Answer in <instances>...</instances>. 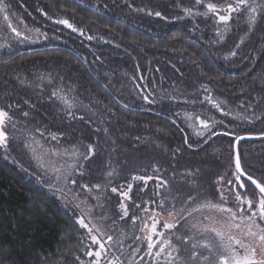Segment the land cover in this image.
Instances as JSON below:
<instances>
[{"label": "trees", "instance_id": "1", "mask_svg": "<svg viewBox=\"0 0 264 264\" xmlns=\"http://www.w3.org/2000/svg\"><path fill=\"white\" fill-rule=\"evenodd\" d=\"M5 1L56 38L0 50V107L11 117L0 148V264H80L89 249L24 148L31 130L83 152L70 182L83 195L111 181L133 185L134 195L146 188V199L167 188L197 202L219 199L221 186L259 192L235 180L234 144L264 134V11L251 22L245 9L227 11L233 0ZM192 112L213 121L203 136L185 119ZM239 154L244 172L264 183V140L241 142ZM142 176L152 179H135ZM207 251L204 264H214Z\"/></svg>", "mask_w": 264, "mask_h": 264}, {"label": "rangeland", "instance_id": "2", "mask_svg": "<svg viewBox=\"0 0 264 264\" xmlns=\"http://www.w3.org/2000/svg\"><path fill=\"white\" fill-rule=\"evenodd\" d=\"M233 2L236 5V0H233ZM0 4L4 6V10L0 11V50L23 46L42 38H48L49 41L56 38L54 35H50V33L46 34L42 30L31 28V26L24 22L23 17L17 14L5 0H0ZM251 7H255L256 11L252 12ZM242 9L248 11L247 14L251 22H256L258 19L256 16L264 11V0H247V4L244 6L241 5L237 9V12H241ZM5 13L8 16L7 21L4 19ZM253 17L254 19H252ZM9 23L12 27L16 28V32H13L12 28L8 26ZM227 25H230V23ZM228 27L223 29V37L227 35L226 31L230 30ZM17 33L20 34L17 35ZM60 98L65 101V105H69V102H71L67 96L60 95ZM231 112L235 114L236 119L243 120L246 118V115L239 112V110ZM197 115V112L186 113L185 119L189 122L194 133L197 135L203 133V136L212 128L213 121L206 128L200 123L203 119H197ZM208 119L210 120V118ZM4 127L7 132V120L5 121ZM27 133L28 137L24 141V148L28 151L30 159L36 166L38 172L45 177L49 186L51 185L60 190L56 192L58 197L65 203V206L75 215L78 221L83 217L84 222L88 224V228L92 229V232H89L88 228L82 226L85 238L88 240V251L95 252L99 250V244H95L91 240L92 235H96L100 242L104 243L105 251L100 257V264H109V262L113 261L115 264H168L170 260L172 264H204L206 261L201 259V257L209 253L207 250L210 249L206 250V248L202 247L193 249L192 244L201 243L202 240L207 241L214 246L211 249L212 251L210 250L213 253L216 251L215 246L218 245L219 241L210 229L215 227L229 234L227 227L229 214L221 213L211 208H200L197 211H193V209H197L205 201L210 200L213 203H220V198L217 200L206 199L197 202L194 199H189V195L179 194L176 197L167 188L163 191V194H160V197L151 195L149 196L150 198L146 199V188L142 189L144 191L142 193L143 195H134L132 193L134 191L133 185L131 189L128 188V185L116 187L113 181L100 188H96L95 192L87 190L86 195L77 193L71 188L70 182L72 181L75 167L80 164L83 152L80 149H70L46 143L45 140L38 137L32 130ZM256 135L253 134V136ZM2 147L4 145H0V148ZM245 149L248 151L251 147L247 146ZM227 171H229V168H226ZM230 180L235 181L233 176L230 177ZM222 181L220 180V182ZM113 187L118 188L116 193L111 191ZM221 189L227 195L224 206L233 208L239 216L240 213L236 206L234 195L227 193L226 191L230 190L223 188V186L219 188V191ZM120 192H127L128 196H121ZM240 194L241 196H248L254 200L258 199V193L251 187H248L247 191H244V193L241 192ZM161 201H163L162 206ZM121 203L127 206L128 216H124L123 209L120 207ZM253 207L255 208V204ZM243 208L245 210V216L251 215L246 204L243 205ZM169 212H172L173 215L169 216ZM133 216L137 218L135 222L132 219ZM154 220L159 221L157 229L163 232L164 236H153V240L171 239L173 245L178 249L176 253L175 251L172 252L171 257L167 255V251L162 253L160 257L155 256L156 251L159 250V243L152 249L151 255L149 254L146 237L150 234V226ZM255 220L264 226V221H261L259 217H256ZM177 221L179 223H176ZM236 222L239 223L240 221L237 220ZM164 223H175L176 227L174 229H164ZM145 224L148 225L147 228ZM192 225H196V227L193 228ZM96 229H99V231ZM204 229L208 230L205 231ZM230 234L245 239L246 242H251L252 240L251 237H243L241 231L235 228L230 230ZM108 236H112L113 239L109 241L107 239ZM177 237H180V239H177ZM193 251L197 253L195 258L192 257ZM242 251H240L241 254H243ZM95 259L96 257L94 255H86L81 262L83 264H94ZM214 264H217V261Z\"/></svg>", "mask_w": 264, "mask_h": 264}, {"label": "snow or ice", "instance_id": "3", "mask_svg": "<svg viewBox=\"0 0 264 264\" xmlns=\"http://www.w3.org/2000/svg\"><path fill=\"white\" fill-rule=\"evenodd\" d=\"M197 2L199 3V0H197ZM245 4H247V0H236L235 7L233 6V4L228 3L226 5V8L229 13H232V12H235L241 5H245ZM3 10H4V6L0 4V11H3ZM207 10L210 12L216 13L217 5L214 3H209L207 5ZM251 11L255 12L256 8L251 7ZM185 12L187 14H191V10L189 9H185ZM155 15L159 16L160 13L157 12L155 13ZM229 18L230 17L228 15L219 16V19L221 21H227L229 20ZM4 19L6 21L8 20V16L6 13H5ZM252 19H254V17ZM58 22L67 25L69 28L73 27V25L70 24L67 20H60ZM8 26L12 28L13 32L17 31L16 28L12 27L10 23ZM73 30H76V29H73ZM19 34L20 33H17V35ZM53 95H56V93L54 92ZM216 106L219 107L218 104ZM69 107H71V105H69ZM27 115L28 113H24V116H27ZM69 115H71V113H69ZM10 119L11 117L9 116V113L5 111L3 108H0V145L7 144V132L5 131L4 125H5V121L10 120ZM200 123L204 125V127L206 128L208 127V124L206 121L201 120ZM200 134L202 135L203 133H200ZM52 138L56 139L55 134H53ZM238 139H242V138H238ZM92 151L93 150L91 146H89V153L91 154ZM84 158L87 159V156H85ZM235 167L237 171L235 180L239 182L240 188H244L245 187L244 182L241 181V174H244V173H243V168L241 167V164H240L239 154H237L236 159H235ZM108 175L112 176V173L109 172ZM135 179L149 180V179H152V177L142 176V177H135ZM247 180L250 181L252 185H254L255 188L259 190L258 199L254 200L252 198H249L248 196H241V194L238 191L235 192L233 195H234V200L236 202V206L239 209V213H240L239 216L237 212L233 210V208L224 206V202L227 199V195L223 189L220 190V201H221L220 203H213L212 201L209 200L199 205L197 209H193V211H197L200 208H211L221 213L229 214V223L227 225L229 229V234H226L225 231L221 229H217L215 227L210 229L215 234V236L218 238V241H219L218 245L215 246L216 247L215 255L217 256V264H264V226L257 223L255 220L256 217H259L261 221H264V183H260L259 181L254 180L251 176H247ZM227 183L232 184L233 181L228 180ZM95 187L100 188V185L97 184ZM131 187L132 185H128L129 189H131ZM111 191L113 193H116L118 191V188L113 187ZM120 195L127 197L128 193L120 192ZM189 199H193V198L189 197ZM245 204L247 205L248 211L251 212V215H248V216L244 215L245 210L243 208V205ZM254 204H255V208L253 207ZM162 205H163V201H161V206ZM120 207L121 209H123L124 216H128L127 206L121 203ZM168 215L172 216L173 213L169 212ZM132 219L135 222L137 218L133 216ZM181 219H183V217H181ZM237 220H239L240 222L237 223L236 222ZM79 222L81 226H83L84 228H88V224L84 222L83 217H81ZM158 223H159L158 220L153 221V223L150 226V234L146 237L148 241L147 247L149 250V254L151 255L152 249L156 247L157 243H159V250L156 251L155 256L160 257L162 253H165L167 251V255L171 257L173 251H178V249H176V247L173 245L171 239H162L158 241L153 240V236H156V237L164 236V233L158 231L157 229ZM176 223H179V221H177ZM145 227L147 228L148 225L145 224ZM175 227H176L175 223H164L163 224L164 229H174ZM192 227L195 228L196 225H192ZM233 228L240 230L243 237H251L252 238L251 242H246L245 239L231 235L230 230ZM88 230L89 232H92L91 228H88ZM96 230L99 231V229H96ZM204 230L207 231L208 229H204ZM107 239L111 241L113 237L108 236ZM177 239H180V237H177ZM184 239H187V238H184ZM91 240L93 241V243L99 244V250L95 252L88 251L86 254L88 256L94 255L96 257L94 264H100V257L105 251V245L104 243L100 242V240L98 239L96 235H92ZM236 246H238V248ZM197 247H202V248L211 250L213 249L214 246L208 243L207 241H204L198 244L197 243L192 244L193 249H196ZM238 249H242L243 254H241V252ZM196 255L197 253L193 251L192 257L195 258ZM202 259L204 261H207L208 257L204 256L202 257ZM81 264H83V262H81ZM109 264H115V262L114 261L109 262ZM168 264H172V261L170 260Z\"/></svg>", "mask_w": 264, "mask_h": 264}, {"label": "water", "instance_id": "4", "mask_svg": "<svg viewBox=\"0 0 264 264\" xmlns=\"http://www.w3.org/2000/svg\"><path fill=\"white\" fill-rule=\"evenodd\" d=\"M239 138H242V139H238L235 141V144H234V151H235V159H236V156L237 154H239V144L243 141H247V140H254V141H261V140H264V134L262 135H256V136H253V135H244V136H241ZM240 156V154H239ZM240 164H241V160H240ZM242 167V165H241ZM243 173L244 174H241V177L242 178H245L247 180V174L244 172L243 170ZM254 179V178H253ZM255 180V179H254Z\"/></svg>", "mask_w": 264, "mask_h": 264}]
</instances>
